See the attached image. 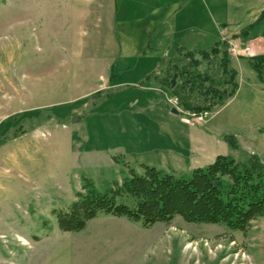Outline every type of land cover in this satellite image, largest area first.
Returning <instances> with one entry per match:
<instances>
[{
    "label": "rangeland",
    "instance_id": "rangeland-1",
    "mask_svg": "<svg viewBox=\"0 0 264 264\" xmlns=\"http://www.w3.org/2000/svg\"><path fill=\"white\" fill-rule=\"evenodd\" d=\"M166 3L160 16L118 15L116 37L122 48H135L122 49L133 61L143 51L159 54L154 45L169 24L202 28L201 48L227 42L229 66L240 72L236 95L199 122L183 120L190 111L166 83L159 94L139 81L133 62V70L92 91L99 79L80 45L104 33L105 21L92 0H0V264H264V215L245 232L179 216L144 227L103 213L79 231L58 228L55 213L87 182L104 192L128 176L127 167L189 178L220 154L264 162V82L244 60L264 52V0ZM194 57L195 69L217 74L216 59ZM164 59L187 61L174 50Z\"/></svg>",
    "mask_w": 264,
    "mask_h": 264
},
{
    "label": "trees",
    "instance_id": "trees-1",
    "mask_svg": "<svg viewBox=\"0 0 264 264\" xmlns=\"http://www.w3.org/2000/svg\"><path fill=\"white\" fill-rule=\"evenodd\" d=\"M240 34L246 37L247 31ZM227 47L225 40L195 50L177 47L174 52L187 61L178 66L164 56L155 76L169 86L182 108L196 113L210 111L232 97L238 88L237 71L229 66ZM194 54L206 61L216 59L217 74L195 69L198 61ZM247 60L257 79L264 82V53ZM174 73L181 78L171 87ZM225 141L236 146L232 136H225ZM249 158L247 162H239L220 154L210 163L193 168L189 178H179L144 164L142 173L127 167L128 176L104 192L87 182L66 210L55 213L58 228L62 232H76L103 213L140 221L144 227L168 223L179 216L187 222L222 224L230 230L245 232L253 220L264 215V162L254 156ZM124 196L133 198V203L118 202Z\"/></svg>",
    "mask_w": 264,
    "mask_h": 264
},
{
    "label": "crops",
    "instance_id": "crops-1",
    "mask_svg": "<svg viewBox=\"0 0 264 264\" xmlns=\"http://www.w3.org/2000/svg\"><path fill=\"white\" fill-rule=\"evenodd\" d=\"M92 1L94 2V5H92L94 11L99 13L101 12V14L103 12L105 18L104 33H96V31L88 40L81 42L80 45V48L83 52H85L84 55L86 56V59L89 60L91 64L90 66H92L94 72H96V79H99V83L94 87V89H92V91L99 90L101 86H108L111 81H115L113 79L114 77L120 76L121 72H129L130 70H133L132 67L134 65L135 67H140V69L136 70L137 79L139 81H146L148 85L150 84L149 86L147 85L149 90L153 89L160 94L163 92V89L161 88L162 83L155 76L159 67L160 59H162L168 51L174 50L177 47H182L187 50H195L200 49V46L203 45L200 43L203 42L204 31L202 28H199V26H191L192 28H190V26L178 28L177 25L173 27V25L169 24L162 34V40L156 42L154 45L155 49L160 50L158 52L159 54L152 56L148 54L145 55L143 51L137 57L138 59L133 61L134 56L122 53V49H131L130 51H132L135 50V48L132 46L128 47V45L122 48L116 37V18H118V15H122L125 18L129 12H132V15H135L136 17H156L158 14L160 16V14H162L167 7L166 5L168 3L166 2H168V0H146L144 1V4L140 3V5L138 3V5L134 4L135 2L133 0ZM171 1L172 0H170V2ZM99 13L97 16L101 17ZM172 20L173 18L170 16L168 23ZM139 49L146 48L139 46ZM253 55H255V53ZM244 60L248 63L247 59ZM232 66L237 71V78L239 80L240 72L237 68H235L233 63ZM146 94L148 95V99L150 101L154 98V95L151 93L148 92ZM158 96L160 97V95ZM158 96L155 97L157 102ZM170 113L174 115L173 112Z\"/></svg>",
    "mask_w": 264,
    "mask_h": 264
},
{
    "label": "built area",
    "instance_id": "built-area-1",
    "mask_svg": "<svg viewBox=\"0 0 264 264\" xmlns=\"http://www.w3.org/2000/svg\"><path fill=\"white\" fill-rule=\"evenodd\" d=\"M231 50H233L234 52L236 51V48L233 46L231 47ZM245 51L247 53H250V50H249V47H246L245 48ZM171 102L172 104H176V99L175 98H171ZM207 115H208V112L204 111L202 113H196V112H185L184 114V121L186 123H188L189 121H196V122H199V121H202L204 120L205 118H207Z\"/></svg>",
    "mask_w": 264,
    "mask_h": 264
},
{
    "label": "water",
    "instance_id": "water-1",
    "mask_svg": "<svg viewBox=\"0 0 264 264\" xmlns=\"http://www.w3.org/2000/svg\"><path fill=\"white\" fill-rule=\"evenodd\" d=\"M175 79H176V74L174 73V74L172 75L171 79H170V86H171V87H173V86L175 85ZM171 112H173V113H175V114L178 113V112H177V109L174 108V107L171 108Z\"/></svg>",
    "mask_w": 264,
    "mask_h": 264
}]
</instances>
